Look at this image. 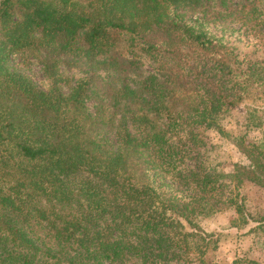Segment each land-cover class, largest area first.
<instances>
[{"label": "trees", "instance_id": "trees-1", "mask_svg": "<svg viewBox=\"0 0 264 264\" xmlns=\"http://www.w3.org/2000/svg\"><path fill=\"white\" fill-rule=\"evenodd\" d=\"M208 1L0 0V264H167L192 254L202 264L216 240L197 217L224 204L238 228L247 224L237 192L244 172H221L202 134L222 133L247 98L260 101L245 106L252 136L236 145L249 161L244 179L264 190V59L238 69L202 27L174 15ZM246 1L216 7L251 15ZM259 23L264 31V16ZM120 34L155 38L142 49L154 57L173 45L171 35L202 56L136 87L125 76L119 84L101 79L95 92V71L121 73L111 56ZM23 53L42 54L45 90L7 69L8 57ZM76 61L92 71L71 84L59 68ZM89 94L98 97L92 112ZM258 230L264 216L250 228Z\"/></svg>", "mask_w": 264, "mask_h": 264}, {"label": "rangeland", "instance_id": "rangeland-1", "mask_svg": "<svg viewBox=\"0 0 264 264\" xmlns=\"http://www.w3.org/2000/svg\"><path fill=\"white\" fill-rule=\"evenodd\" d=\"M234 3L236 2L233 1L232 5ZM250 3L251 5L253 3L256 11L251 15L247 13V7L243 13L233 11L229 14L219 10L216 7V0H209L205 6L196 11L176 9L174 15L178 16V20L186 27L194 29L198 26L202 27L208 36L220 45L217 48L219 56L227 62H233L234 67L241 69L248 63L264 59V31L263 25L259 23L262 22L264 16L262 12L264 0L246 1V5ZM156 42L155 38L120 34L111 56L116 57L117 63L121 67V73L117 76L118 72L95 71L90 83L94 91L98 92L101 79L107 84H119V79L125 76L127 83L132 87L141 85L143 79L150 74L158 80H163L164 69L169 72L186 69L192 60L200 59L202 56V53L193 45L188 44L186 40L177 42L174 35L168 39V43L173 45H169L166 51L156 52V57L142 50L146 44ZM42 58V54H13L8 57L6 67L11 72L24 76L38 89L45 90L49 84L47 78L42 74L40 64ZM67 60L70 61V58ZM75 63L77 64L75 67L62 65L59 68L61 75L67 78L71 84L90 76L92 71V67L88 63L83 61ZM189 84L190 78H185L182 86L185 88ZM66 91L67 88H64L63 92L66 93ZM251 94L255 96L256 92L252 91ZM97 98L96 94H89L86 107L90 112L93 111ZM251 102L253 104L260 103V101L249 97L245 102L238 104L234 113L224 119L225 126L221 127L222 133L211 131L202 134V137L207 139L208 145L215 147L214 150L218 153L216 161L219 162L221 172L230 174L234 168H239L241 172H244L243 176H240L242 183L237 192L243 196L242 205L248 216L247 224L238 228L235 214L223 204L220 211L204 217H197L196 222L199 228L210 235L212 241L216 240L214 247L207 249L202 257V264H264V231L258 230L255 236L250 232V228L256 226L258 220L264 216V190L244 179L247 176V171L249 172V161L242 154V148H238L236 145V141L243 135L252 136V133L247 132L243 123L245 120L244 108ZM176 136H183V131L179 129ZM172 140L174 139L172 138ZM242 144L244 146L246 143ZM211 153L206 154L214 159L215 155ZM207 156L205 157L206 162L209 160ZM186 165L189 166L190 163L187 162ZM165 182L170 185L167 179ZM182 196H187V194L184 193ZM128 264H135V261L132 260ZM167 264L198 263L196 256L192 254L186 262L175 260Z\"/></svg>", "mask_w": 264, "mask_h": 264}]
</instances>
